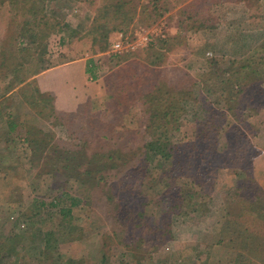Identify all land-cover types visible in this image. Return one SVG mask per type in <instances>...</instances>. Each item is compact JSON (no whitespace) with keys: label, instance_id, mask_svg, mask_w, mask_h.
Returning <instances> with one entry per match:
<instances>
[{"label":"rangeland","instance_id":"rangeland-1","mask_svg":"<svg viewBox=\"0 0 264 264\" xmlns=\"http://www.w3.org/2000/svg\"><path fill=\"white\" fill-rule=\"evenodd\" d=\"M166 1L169 10L157 7L164 0H136L130 26L109 32L108 44L102 49L105 41L95 32L94 18L106 0H46L47 13L65 25L52 31L41 57L44 45L28 44L18 34L23 17L8 0H0V127L8 121L1 116L9 111V120L17 125L33 124L65 140L69 139V128L78 129L81 124L89 128L91 119L105 125L121 118L107 125L114 127V139L128 130L143 134L148 119L138 102L116 106L123 101L122 89L128 82L117 69L129 61L134 71L143 65L144 71L156 70L170 84L189 77L195 80L192 92L182 102L184 111L177 127L168 133L172 145L178 147L175 158L164 160L150 149L142 166V159L129 165L135 170L130 182L116 176L96 177L95 181L82 177L83 182L66 177L63 168L49 173L45 158L31 161L29 144L16 135L19 141L12 144H16L19 164L9 166L13 170L8 171L6 186L7 191L12 188V196L7 205L3 198L0 207V264H264V189L259 186L262 200L253 208L240 186L248 170L252 169L255 178V159L260 156L264 161V108L257 111L246 106L241 111L246 123L238 124L247 137L233 141L228 125L235 118L224 97L214 91L220 80L216 73L240 62L261 70L258 85L264 89V0ZM100 13L109 14L105 8ZM120 40L133 43L135 48L116 50L114 44ZM82 56L97 57L101 63L96 73L105 72L106 81L112 75L114 81L109 80L112 84L105 86V94L94 98L89 107L74 111L81 116L70 127L69 121L55 123L49 113L51 101L38 100L33 86L26 84L30 73ZM215 69L219 70L212 73ZM134 75L131 72L127 78L135 79ZM21 77L28 82L20 83ZM30 93L39 106L27 101ZM263 97L260 93L259 102ZM216 111L227 113L230 121L196 143L201 138L197 134L204 133L201 122ZM152 132L155 138L159 136L158 130ZM149 138L146 134L144 140ZM205 141L212 154L225 149L234 152L224 155L225 162L202 161L190 172L183 154L204 147ZM239 150L240 156L235 158ZM231 155L233 160H229ZM248 160H252L251 168ZM171 169L180 172L178 177L169 176ZM248 183L247 188L255 194L256 188ZM120 190L127 194L124 202L141 209L156 231L137 232L108 214L111 196L118 197ZM61 208L70 212L65 215Z\"/></svg>","mask_w":264,"mask_h":264},{"label":"trees","instance_id":"trees-1","mask_svg":"<svg viewBox=\"0 0 264 264\" xmlns=\"http://www.w3.org/2000/svg\"><path fill=\"white\" fill-rule=\"evenodd\" d=\"M45 1L46 0H8L11 6H13V9H15V12L23 17L18 34L22 36V38H25L28 44L34 43L35 45H44L43 51L40 52L41 57L45 54L44 50H46L45 47L47 46L46 39L53 30H58L61 26L65 25L61 20L47 13ZM155 1L156 0H153V3ZM1 2H3V0H1ZM164 2H160L157 7L160 6L163 10H169L167 6L169 2L167 3L166 0H164ZM136 3V0H106L107 7L103 6L102 8H98L99 13L94 18V28L95 32L99 33L101 39L105 41L102 49L108 44L107 38L109 32L124 31L130 26L134 19L133 12L137 5ZM104 8L109 13L108 15H102V13H100ZM160 11L162 10L160 9ZM101 17H105V20L101 21ZM95 38H97V36ZM261 46L264 48V43H262ZM129 63L131 62L128 61L125 65L122 64L120 69H117L121 71L119 76H125L123 80L127 81L128 79V82L124 84V88L122 89L121 97L123 101L120 100L116 106H123L131 100L138 102L141 107L140 110L142 111V115H145L148 119V123L145 126L146 132L144 131L142 134L143 131H137L132 134L131 132L129 133L128 130L126 133L124 132L121 135L118 134L117 139H114L116 138L114 127L107 128V125H113L115 120L120 121L121 118H115L112 123H105V125H102L98 120L91 119L89 128L84 124H81L78 129L69 128V139L65 140L57 137L51 131H44L36 125L27 124L28 126L25 127L26 132L24 133V137L25 141L29 144L31 161H44L45 158L44 164L48 166L49 173H55V171L63 168L65 170L64 174H67L66 177H75L81 179L80 181L83 182H86V180H82V177H89V180L95 181L96 177L113 176L127 177V180L130 182L132 176L131 172L135 170L134 168H128L129 165L131 167L142 159L143 162L140 165L142 166L149 158L148 153L150 149H153L155 152L154 154L164 160L175 158V151L178 147L172 145L171 135L169 137L168 133L177 127L176 124L179 122L181 113L184 111L182 102L189 93L192 92L195 80L189 77L188 80L170 84L158 71L155 73L156 70L150 69L152 72L148 73V71L146 72L143 70V65L140 66L141 69L138 68V71H134ZM213 64H215V67L218 66L216 63ZM216 70L219 69L213 70L212 73H214V71L216 73ZM39 71L41 70H33L30 76ZM223 71L224 73H216V76L219 77L220 80L217 83L218 85L214 84V91L220 93L219 95L224 97L227 109L231 111L235 121L234 123L231 122L229 120L230 116L225 112H212L207 119L201 122V130H204V133L202 135L200 133L197 134V137L201 138H199L196 143H200L201 139H208L211 131L217 130L220 124L223 126L229 121L230 138L234 137L233 141L236 140L235 138H242L245 141L247 137L246 132L238 124V122L243 124L246 123V120L242 117L241 111H243L246 106H248L249 109H255L257 111L264 108V100L259 102L260 93H264V89L258 85L262 75L260 69H257L253 64L240 62L233 63L229 69H223ZM131 72L136 74L134 75L135 79H130L129 76L127 78V75ZM251 76L253 77L252 80H248L251 79ZM112 77V75L107 77V81H105L106 87L112 84L109 80H111V82L114 81ZM24 78L25 77L20 78V83L26 80ZM26 84L33 86L38 94V100L43 102L51 101L52 106L49 113H51V116L55 117V123L64 124L63 122L66 123L69 121L68 125L70 127L71 122H73L76 117L81 116L74 111H72L74 112L72 113L57 110L53 105V97L51 94L48 93L49 95H47V93L41 92L33 82H28ZM250 87L253 89H250ZM250 91L251 93L248 95ZM26 95L29 103L33 106H39V104H37V98L32 93ZM111 96H114V94L111 93ZM245 97L246 101H242ZM254 98L257 100L256 102ZM262 99H264V97ZM83 107L86 109V106H82L79 109ZM70 117L74 118L69 120ZM60 121L63 122L61 123ZM91 126L95 128L93 127L94 129L90 130ZM154 129L160 132L157 138H155L152 132ZM145 133L150 136V140H144L146 138ZM94 141H96V143L90 147L91 143H94ZM77 142H82V145L75 146V144H79ZM150 143H152V146H150ZM217 143L219 142L217 141ZM191 144L195 147L194 143ZM205 144L206 141L203 143L204 147H195L193 151L183 154L186 156V163L188 164L190 172L194 170V166H201L202 161L216 163L217 160H220L225 162L224 155L234 152L232 149L227 151L225 149L223 151H226L225 154L217 150L212 154L208 152L210 151V147ZM242 146H239V148L241 149ZM240 151L241 150H239L235 158L240 156ZM233 159L234 157L231 155L229 160ZM250 162H252V160H248L247 164H249L251 168ZM84 165L87 166L83 170L81 168H84ZM170 172L174 173V175L169 173V176L172 177H178L180 174L176 169H171ZM248 172L246 179L243 181V185L240 186L244 188L246 192L245 195L250 198L251 204H253L252 207L254 208L255 204L262 200L263 194H260V191L262 192L261 186L253 177L252 169L250 171L248 170ZM248 181H251L256 188L257 192L253 195L251 189L247 188V184H249ZM123 191L124 190L119 191L121 196L118 195V197L115 196L114 198L111 196L113 203L112 207H108L107 209L108 214H110L116 222H123V224L133 228L137 232L142 230L144 232L156 231L157 228L149 224L147 215L141 209L129 207L127 205L128 203L124 202L128 197L127 194L122 193ZM133 191L134 190H132V192ZM173 199L178 200L179 197H173ZM180 199L183 200L184 198L180 197ZM108 206H110L109 203ZM61 211L65 215L66 213L64 212H70V210H65V208H61ZM164 211L165 214H170V211H167L166 208H164ZM133 229H131L132 232L134 231Z\"/></svg>","mask_w":264,"mask_h":264},{"label":"crops","instance_id":"crops-1","mask_svg":"<svg viewBox=\"0 0 264 264\" xmlns=\"http://www.w3.org/2000/svg\"><path fill=\"white\" fill-rule=\"evenodd\" d=\"M100 63L97 57L93 56L72 58L42 69L28 79L35 83L41 92L52 95L53 105L57 110L72 112L82 106L89 107L94 98L105 94L106 73H96L95 70L100 67ZM26 81L28 82V80ZM8 112L4 113L5 116H1L7 118L6 125L0 127V207L9 204V199L12 196V188L6 190L9 181L8 171L9 169L13 170L9 166L19 164L17 162L19 156L15 152L16 144H12V142L18 140L16 136L18 134L19 139L25 140L24 133L26 132L24 126L17 125L11 118L9 120V117L12 116L8 115ZM254 175L259 185L264 189L263 157L261 159L258 156L255 159ZM3 198H5L4 204Z\"/></svg>","mask_w":264,"mask_h":264},{"label":"built area","instance_id":"built-area-1","mask_svg":"<svg viewBox=\"0 0 264 264\" xmlns=\"http://www.w3.org/2000/svg\"><path fill=\"white\" fill-rule=\"evenodd\" d=\"M114 48H116V50L123 51V50L134 49L135 48V45L133 43L123 42L122 40H120V41H117L114 44Z\"/></svg>","mask_w":264,"mask_h":264}]
</instances>
